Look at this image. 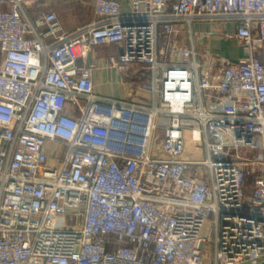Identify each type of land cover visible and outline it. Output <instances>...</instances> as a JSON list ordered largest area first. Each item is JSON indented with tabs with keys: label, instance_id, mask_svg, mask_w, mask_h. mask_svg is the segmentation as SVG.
I'll use <instances>...</instances> for the list:
<instances>
[{
	"label": "built area",
	"instance_id": "obj_1",
	"mask_svg": "<svg viewBox=\"0 0 264 264\" xmlns=\"http://www.w3.org/2000/svg\"><path fill=\"white\" fill-rule=\"evenodd\" d=\"M36 1L0 0V264H264V0H95L72 31ZM226 22L236 61L198 49ZM111 44L127 98L95 92Z\"/></svg>",
	"mask_w": 264,
	"mask_h": 264
},
{
	"label": "crops",
	"instance_id": "obj_2",
	"mask_svg": "<svg viewBox=\"0 0 264 264\" xmlns=\"http://www.w3.org/2000/svg\"><path fill=\"white\" fill-rule=\"evenodd\" d=\"M95 0H37L35 3L28 6L32 16H36L42 12L53 11L64 30L72 31L78 27L87 25L98 19L94 11ZM121 3V11L129 13L134 1L141 2L144 9L146 0H118ZM169 4L176 3L178 0H167ZM4 4H0V10L5 9ZM224 31L231 37L223 39L219 35V28L212 23H195L194 30L198 33V49L205 48L218 53L222 58L236 61L242 55V48L235 39L236 24L226 22L223 25ZM203 32V33H202ZM210 32V35L205 33ZM121 45V44H120ZM115 46L116 50H120L121 46ZM109 46V45H108ZM100 49L92 50L87 58L88 62H96L99 66L93 73L95 84V92L106 98L123 99L127 98L130 89V83L122 78L125 71H130L129 68L121 66L111 67L108 64L107 56L101 55ZM258 57L264 62V45L257 52ZM133 76V74H132ZM134 101H140L148 97L145 92H136Z\"/></svg>",
	"mask_w": 264,
	"mask_h": 264
},
{
	"label": "rangeland",
	"instance_id": "obj_3",
	"mask_svg": "<svg viewBox=\"0 0 264 264\" xmlns=\"http://www.w3.org/2000/svg\"><path fill=\"white\" fill-rule=\"evenodd\" d=\"M117 45H120V44H111L109 46L107 45H104V46H101V47H96L94 49H100L101 50V55L103 56H107L110 57V55H115L117 56L120 52H122L123 50V46H121L120 50L118 51V49L116 50L115 46ZM108 64H109V58H108ZM122 78L127 81L128 83H133V84H137V80L135 77L132 76V71H125L124 74L122 75ZM203 146V144H202ZM260 146V145H259ZM194 148V143L192 142L191 138H190V135H188V139H187V149L188 151H192ZM257 154V150H254V151H248V155L249 156H254ZM199 157H201L203 155V151L200 149V152H199ZM242 196H243V199H244V206L247 207V199L251 196V191L249 189V187H246L244 190H243V193H242ZM69 217H67L68 219ZM74 222H71L70 221V226L73 225ZM207 232H208V229H207Z\"/></svg>",
	"mask_w": 264,
	"mask_h": 264
}]
</instances>
